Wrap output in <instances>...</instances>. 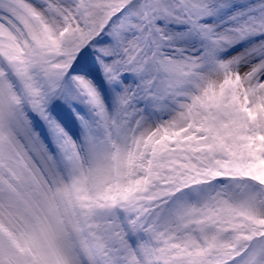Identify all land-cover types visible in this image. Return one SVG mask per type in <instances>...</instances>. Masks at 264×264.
<instances>
[{"label": "snow or ice", "instance_id": "1", "mask_svg": "<svg viewBox=\"0 0 264 264\" xmlns=\"http://www.w3.org/2000/svg\"><path fill=\"white\" fill-rule=\"evenodd\" d=\"M0 264H264V0H0Z\"/></svg>", "mask_w": 264, "mask_h": 264}]
</instances>
